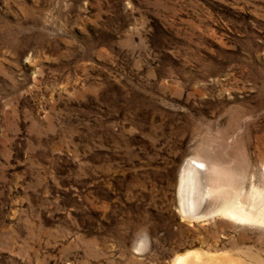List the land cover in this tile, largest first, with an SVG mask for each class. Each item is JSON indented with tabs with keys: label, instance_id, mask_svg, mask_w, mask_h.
<instances>
[{
	"label": "rangeland",
	"instance_id": "1",
	"mask_svg": "<svg viewBox=\"0 0 264 264\" xmlns=\"http://www.w3.org/2000/svg\"><path fill=\"white\" fill-rule=\"evenodd\" d=\"M263 204L264 0H0V264H264Z\"/></svg>",
	"mask_w": 264,
	"mask_h": 264
},
{
	"label": "bare ground",
	"instance_id": "2",
	"mask_svg": "<svg viewBox=\"0 0 264 264\" xmlns=\"http://www.w3.org/2000/svg\"><path fill=\"white\" fill-rule=\"evenodd\" d=\"M195 161L199 164L201 163L202 165H204L205 169L204 172H202L199 175L198 171L194 170V168L188 167L184 175L181 174L182 177L180 178L181 179L180 183L182 184L183 187L180 188L181 189L180 191H182L185 194L184 195L185 197L183 196V198H180V200L182 203L186 205V208L184 207L185 206L184 204H183L184 206L181 208L183 214L190 216L191 209L193 208L197 209L200 208L201 206L202 207L205 206L206 208L210 209L208 211L209 213H211V211L217 212L219 213V215L228 218L230 220L242 221V222L251 220L252 217L250 213L247 212L246 210L247 207L243 204L241 200L242 199L241 193L239 196V193L235 194L236 192L235 193H232L233 191L229 192L230 188L229 189L227 188L229 185H227L228 181L226 183V178H228L226 177V173L221 168L219 169L216 163L208 161L205 158L203 160L197 158ZM247 202L248 201H246V203ZM262 207H264V204ZM255 217L256 218L254 219L256 221L264 223V209H262L260 212H257V216L255 215ZM197 260H198V256H194L192 258V261L188 257L178 256L176 260V264H193V262L197 264L199 261Z\"/></svg>",
	"mask_w": 264,
	"mask_h": 264
}]
</instances>
